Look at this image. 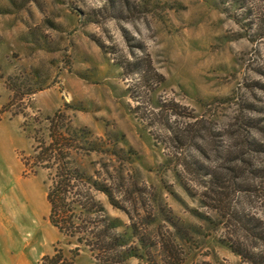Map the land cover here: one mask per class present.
I'll return each mask as SVG.
<instances>
[{"label":"rangeland","instance_id":"obj_1","mask_svg":"<svg viewBox=\"0 0 264 264\" xmlns=\"http://www.w3.org/2000/svg\"><path fill=\"white\" fill-rule=\"evenodd\" d=\"M60 108L120 148L80 161L112 188L116 206L96 199L122 240H145L124 264H163L164 237L183 264H264V0H0V194L34 264L72 256L47 171L20 160Z\"/></svg>","mask_w":264,"mask_h":264},{"label":"trees","instance_id":"obj_2","mask_svg":"<svg viewBox=\"0 0 264 264\" xmlns=\"http://www.w3.org/2000/svg\"><path fill=\"white\" fill-rule=\"evenodd\" d=\"M12 105L10 100L1 108V112L7 111ZM46 119L47 136L38 134L37 129L32 136V153L27 156L21 154L20 160L24 174H36L39 169L47 171L48 221L61 236L73 240L70 242L73 247L70 249L71 257H67L62 249L55 248L52 254L43 255L39 264H75L73 257L79 255L82 247L90 252L93 259L91 264H124L126 256L143 257L144 238L137 237L140 247L135 244L127 245L108 219L103 205L96 199V192H102L116 206L112 188L109 184L100 182L97 179L99 176H94V172L95 175L100 174L98 170L89 173L85 164L80 161L92 154L117 156L120 148L107 139L93 136L85 128L72 126L69 114L61 108ZM130 152L131 150L128 153ZM171 224L174 226V222ZM162 239V263L183 264L181 246L173 237ZM155 246L157 247V243ZM229 247L242 259L248 255L246 248L235 244H229ZM139 248L143 250L140 253ZM253 260L256 262L255 258ZM259 261L261 262L257 260L256 264H261Z\"/></svg>","mask_w":264,"mask_h":264},{"label":"crops","instance_id":"obj_3","mask_svg":"<svg viewBox=\"0 0 264 264\" xmlns=\"http://www.w3.org/2000/svg\"><path fill=\"white\" fill-rule=\"evenodd\" d=\"M26 228V217L13 219L4 211L0 194V264H34L28 260Z\"/></svg>","mask_w":264,"mask_h":264}]
</instances>
